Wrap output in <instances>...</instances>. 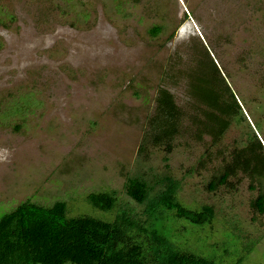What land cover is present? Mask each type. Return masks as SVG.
<instances>
[{
    "label": "rangeland",
    "instance_id": "374dc122",
    "mask_svg": "<svg viewBox=\"0 0 264 264\" xmlns=\"http://www.w3.org/2000/svg\"><path fill=\"white\" fill-rule=\"evenodd\" d=\"M125 1L0 0V102H41L0 124V218L58 202L69 221L126 215L140 229L121 247L153 264L147 202L128 188L139 178L158 198L170 177L184 209L213 217L198 227L165 209L159 233L212 264H264L251 206L264 195V0ZM97 192L114 209L93 207Z\"/></svg>",
    "mask_w": 264,
    "mask_h": 264
},
{
    "label": "trees",
    "instance_id": "16d2710c",
    "mask_svg": "<svg viewBox=\"0 0 264 264\" xmlns=\"http://www.w3.org/2000/svg\"><path fill=\"white\" fill-rule=\"evenodd\" d=\"M123 3L126 1L119 0L118 9H122ZM171 98L168 91H160V112L168 108ZM219 104L217 109L225 108ZM40 106L41 102L34 93L5 104L0 102V124L8 125L15 116L31 114ZM165 126L158 121L153 126L154 132L163 133ZM256 127L261 130L259 122ZM229 177V171L224 172L210 183L211 189L226 184ZM179 187L180 182L167 177L162 195L150 199L151 187L144 180H130V196L139 203L147 202L144 212L151 229V261L153 264H212L205 257L179 250L163 233L156 230L157 224L151 220L164 216V210L167 209L198 227L208 224L213 217V210L209 207L199 211L184 209L176 198ZM89 202L101 211H110L115 207L114 197L107 192L91 194ZM251 206L263 213L264 195L253 200ZM136 228L140 229V226L126 215L114 222L91 216L69 221L66 218V205L62 202L47 211L26 206L16 215L4 213L0 218V264H142L137 253L125 252L121 247L129 233ZM147 230L145 228L144 231Z\"/></svg>",
    "mask_w": 264,
    "mask_h": 264
}]
</instances>
